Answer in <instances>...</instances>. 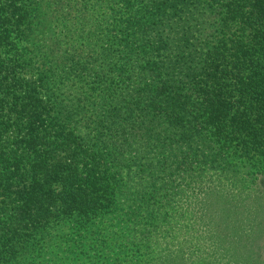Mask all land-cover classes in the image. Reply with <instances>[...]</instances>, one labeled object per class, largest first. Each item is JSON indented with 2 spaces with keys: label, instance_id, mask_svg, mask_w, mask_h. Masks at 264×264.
<instances>
[{
  "label": "rangeland",
  "instance_id": "rangeland-1",
  "mask_svg": "<svg viewBox=\"0 0 264 264\" xmlns=\"http://www.w3.org/2000/svg\"><path fill=\"white\" fill-rule=\"evenodd\" d=\"M94 1L24 0V7L29 8V50L23 52L18 35L15 49L0 56V63L10 59L26 69L21 86L11 87L17 93L24 92L29 78L38 88V74L52 80L50 74L57 68L55 99L70 105L80 124L86 121L92 128L86 118L89 108L97 107L102 116L110 106L111 132L81 134L79 139L91 145L93 154L116 161L126 185L119 198L117 225L106 231L111 241L102 249L104 261L94 258L90 250L104 244L100 233L94 230L91 239H83L82 230L67 228L60 238L73 243L71 239L77 236L78 262L62 252L68 247L65 243L63 249L62 244H55L54 253L41 264H264L261 166L242 163L234 155V145L218 152L220 147L210 140V131L218 134L220 128L207 121L201 124L203 104L197 98L202 87L217 85L235 95L243 89L240 81L250 84V73L245 67L240 69L232 51L218 44L219 37H230L236 29L219 27L222 13L208 10L206 1L137 0V7L148 18L140 29L124 28L117 35V26L108 35L105 16H98L82 20V26L68 32L67 24L75 16L91 14ZM162 2L167 7L170 3L179 6L181 11L176 15L179 10L169 8L163 15L149 17L151 5ZM111 3L118 11L122 0ZM131 32L124 46L110 48L112 39ZM104 86L112 92H100ZM37 88V97L43 100L46 93ZM97 93L107 99L106 107L95 97ZM250 108H244L245 114ZM8 110L4 105L0 118L12 123ZM128 110L132 112L127 115ZM230 115L229 130H235L238 112L235 109ZM129 129H133V138L126 148ZM103 138L109 147L98 143ZM146 234H150L149 243ZM120 235V243L112 242ZM133 252L143 256L131 259Z\"/></svg>",
  "mask_w": 264,
  "mask_h": 264
},
{
  "label": "trees",
  "instance_id": "trees-1",
  "mask_svg": "<svg viewBox=\"0 0 264 264\" xmlns=\"http://www.w3.org/2000/svg\"><path fill=\"white\" fill-rule=\"evenodd\" d=\"M198 1V4L206 1L208 10L211 7L221 11L223 24L219 27L236 29L230 37H219L218 44L222 49L232 51L234 59L237 57L240 62V69L245 67L251 75L250 84L239 82L243 83V89L235 95L217 85L202 87V92L197 95L203 104L204 120L201 124L214 123V127L220 128L218 134L210 131V140L220 147L218 152L234 145L237 148L234 155L242 163L250 161L254 166H261L264 175V25L260 24L264 20V0ZM23 2L0 0V56H7L15 49L17 41L14 39L18 35L23 52L29 50V8L24 7ZM111 2H92L91 14L75 16L74 22L67 24L68 32L82 26V20L98 16H105L108 35L113 34L117 26V35L124 28L132 31L143 26L140 24L147 17L137 7V0H122L124 4L118 6V11ZM166 2L151 5L149 17L163 15L169 8L179 10L176 15L181 11L179 6L171 3L167 7ZM122 36L121 39L115 38L116 41L112 39L110 48L124 46V38L131 39L132 32ZM111 53L109 51L110 58ZM55 70L50 74L52 80H45L42 74H38V88L29 78L24 92L17 93L11 87L21 86L25 67L16 66L10 59L0 63V114L4 105L9 106L6 114L14 120L9 123L0 118V264H41L42 259L54 253L55 244H62L63 249L65 243L68 247L62 252L67 251L72 262L77 263L81 255L76 247L77 236L71 239L73 243H69L66 237L64 240L60 238L67 228L82 230L83 239H91L94 230L100 233L103 238L100 241L104 244L93 245L90 250L94 258L104 261L102 249H106V243L111 241L106 231H111L117 225L114 221L120 217L122 205L119 198L126 187L120 176L121 168L116 161H106L93 154L91 145L84 138L79 139L81 134L101 136L111 132L110 106L102 116L97 114V107L89 108L86 118L92 122V128L86 121L82 124L75 121L70 105L65 106L62 100L55 99L53 88L58 81ZM35 88L46 93L43 100L37 97ZM106 89L104 86L100 92H112L110 87ZM95 97L101 98L102 95L97 93ZM99 100L103 108L109 104L106 98ZM215 102L218 105H213ZM248 107L251 108L245 114L244 108ZM235 109L238 112L237 129L229 130L230 113ZM130 112L128 110L125 114ZM130 132L133 129H129L126 148L130 147L133 138ZM102 140L98 143L109 147V143L104 138ZM83 152L92 154V157L81 156ZM135 194L138 197L139 192ZM149 216L154 221V216ZM122 238L121 235L113 237L112 242L120 243ZM144 239L149 243L150 234ZM132 256L135 257L131 259L137 260L143 255L133 252ZM126 258L129 259L127 255Z\"/></svg>",
  "mask_w": 264,
  "mask_h": 264
}]
</instances>
